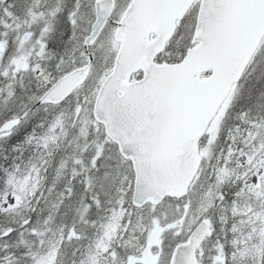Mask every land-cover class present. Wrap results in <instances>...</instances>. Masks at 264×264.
I'll return each mask as SVG.
<instances>
[{"label":"snow or ice","instance_id":"1","mask_svg":"<svg viewBox=\"0 0 264 264\" xmlns=\"http://www.w3.org/2000/svg\"><path fill=\"white\" fill-rule=\"evenodd\" d=\"M88 4L94 19L82 30V0L67 12L71 47L59 54L50 41L63 8L34 5L14 27L0 21V63L9 29L18 41L0 72V96L14 101L16 84H35L22 107L0 118V139L53 110L26 137L39 154L7 172L0 191V217L10 218L0 227V264H264V0ZM13 7L3 14L19 19ZM131 61L142 65L135 83L124 71ZM66 145L76 151L57 160ZM110 159L120 176L115 205L89 221L102 201L82 196L79 220L58 222L73 180L92 191ZM70 165L72 179L57 191ZM173 204L169 219L161 209ZM143 209L148 217L137 214Z\"/></svg>","mask_w":264,"mask_h":264},{"label":"rangeland","instance_id":"2","mask_svg":"<svg viewBox=\"0 0 264 264\" xmlns=\"http://www.w3.org/2000/svg\"><path fill=\"white\" fill-rule=\"evenodd\" d=\"M64 2L75 3V0H38V3H37V0H0V6L3 5V6L0 7V21H7V22L11 23L13 25V27H14L15 23H21L25 19V11L30 6H34L35 5V6H37L38 10L48 11L50 9H53V8L57 7V6L60 7ZM87 2H88V0H82V9L81 10H82V13L84 14V19L82 21L86 22V24L84 25V28L88 26L89 18L94 19V16L93 17H89V15H88L90 9L87 8V5H86ZM4 4H8V5H4ZM9 5H14V7L11 9V11L14 14L17 13L15 16L18 17L19 19L11 20L9 17H7V16H5L3 14V9L8 7ZM63 17H64V15H63V13H61L55 18L56 30H58L60 28V26L62 28L67 29V24H66V22H65ZM65 29L60 30L61 32L58 31V32L55 33V36H57L58 38H54L53 41L57 42V44H56L57 48L61 47V45L69 46V43H67V41L65 40V35H64V30ZM2 31H4V29H3L2 24H0V32H2ZM16 35H17V33L15 31H12L11 29H9V35L7 36L8 50H7V53L5 55L4 61L2 63H0V72H2L4 70V68L7 66V64L9 62V58L11 56L17 54L16 53V48H17L18 41L16 40ZM53 36H54V34H53ZM2 38H4V37H0V39H2ZM52 51H54V52H56L58 54L60 53L59 50H57L56 48H55V50L52 49ZM102 60H103V58H102ZM49 63L50 64H54V61H51ZM91 82H92L91 84L94 83V81H92V80H91ZM6 83H7V80H5L4 77L0 76V87H2ZM25 85H26V87L29 85V86H31V88L23 89L21 92H24V93L27 92L29 94L30 92H33L35 90V84L34 83L29 84L28 83V78L25 79ZM18 86H19L18 84L15 85L16 89H17ZM20 107H22V102H19L18 99L14 98V101H10V102L6 103L5 100H4V97L0 96V118L11 114V112L17 111ZM51 110L52 109H49L48 112H45L42 109L40 112H41V114H44L46 116H50V114L52 112ZM69 110H70L69 106L66 105L65 106V111L68 112ZM34 117H36V115ZM33 130H36L37 132L42 131V129L39 127V125H37L36 129L34 128ZM33 130L30 131V134L33 132ZM81 142H83V140H81ZM30 145L32 146V148H31L32 152L36 153L37 151H40L37 148V145L34 142L32 144H30ZM22 146H23L22 144L18 145V147H22ZM65 151H67L68 153H71L73 151H76V149H75V146H73V145L72 146H67L66 145V148L63 151V155L65 154ZM89 154L90 153H86L85 155L87 156ZM107 156H112L110 151L107 152ZM17 158H18L17 161L13 162V164L16 165V164L20 163L22 168L30 160V158L24 157L23 155H20ZM12 159H13L12 157H9V161L10 162L12 161ZM20 159H22V161L24 159H26V160L24 162H22ZM112 161H114L116 163L115 160H111V159L108 160L107 163L111 164ZM13 170H14V166H13V169L11 171H13ZM7 172H10V170L8 168L3 169L2 175H1V177H2L1 179H2V182H3L4 185H5V181L7 179ZM53 172L55 174V171H53ZM64 178H65V182L67 180H69V179H72V176H71V165L69 166L68 169H66V176ZM76 180H77L78 184H82L80 182L81 178L78 177ZM51 182L52 181L49 180L48 184H50ZM73 185H74L75 195L73 196V199H72L71 202H66L65 210L68 211V213H69V209L71 208V210H73L72 207H75L76 205H78V202L81 200V196H79V194L76 193L77 192V183L73 181ZM104 186H105V184H104ZM118 186H119V184L117 185V187ZM118 198H119V193L117 192V189H116L114 200H112L110 202L111 206L109 208L102 209V211L99 210V219H97L98 223H99L100 219L107 214L106 211L108 209L112 208L115 205V201ZM110 203L108 205H110ZM161 211L166 213L169 216V219H171L173 213L175 212V204H173L171 208H168L167 206H165L163 209H161ZM137 214L141 215V216H144V217H148L147 209L137 210ZM67 218H68V215L63 216V217H58V222H61V220H63L65 222ZM136 220H137V216L134 215L133 216V223L134 224L136 223ZM9 222H10V218L0 217V227L7 226V224ZM145 222H147V221H145ZM85 228H89V227L86 226ZM94 231H95V229L93 228V232ZM139 234H140L139 231H137L136 235H139ZM173 242L174 241H173L172 235L170 233L167 234L166 243H173ZM206 248H207L206 255H211L210 251L208 250L209 248L207 246H206Z\"/></svg>","mask_w":264,"mask_h":264},{"label":"trees","instance_id":"3","mask_svg":"<svg viewBox=\"0 0 264 264\" xmlns=\"http://www.w3.org/2000/svg\"><path fill=\"white\" fill-rule=\"evenodd\" d=\"M63 29H65V28H62L60 26L58 31L63 30ZM67 34H70L69 27H67V29L64 30V35H65L66 41H67ZM56 44H57V42L53 43L52 49L55 50V48H56L57 50H59L60 53H63L65 48L71 47V44H69V46L61 45V47L57 48ZM65 58H67V56ZM101 62H103L102 58H101ZM91 83L92 82L90 80L89 84H91ZM85 91H87V89H85ZM31 93L32 92H30L28 95H31ZM28 95H26L24 92L19 91V94H18L19 102H27ZM32 107H33V111L36 112L37 108L34 107V105ZM40 111L36 112V114H35L37 118L34 117L35 116L34 115L31 118V120L27 121L21 128H19L15 133H13V135L10 138L0 139V191H3L5 189V185L3 184L2 179H1L3 169L12 168L14 165L13 162L17 161V159H18L17 157L20 155H23L24 157H28V158H30V160H32L39 154V151H37L36 153L31 151L32 146L30 144L26 143V137L28 135H30L31 130H33L34 128L36 129L37 124L39 122H43L46 119L49 120V116L41 114ZM20 144H22L23 146L18 147V145H20ZM73 146H75V145H73ZM63 151H64V149H61V152H59L57 154V160H59L60 157L63 155ZM108 151H110L112 156L116 155L115 151L112 149L111 146H109ZM107 152H106V155H107ZM9 157L13 158L11 162L9 161ZM20 160L22 161V159H20ZM25 160L26 159H24L22 162H24ZM18 164H20V163H18ZM109 165H112V167L101 169V172L95 173V175L99 179L96 180L94 188L90 192H85L86 186L84 184H78L77 180H73L74 182L77 183V192L76 193L79 194V196H81V197L82 196L85 197V200H84L85 203H92L91 196L94 194H98L99 198L102 201V205L100 208H96L95 205H93L92 209L89 211V214L87 216V219L89 221L99 219V210L102 211V209H104L105 206H107L112 200H114L117 185L120 182V176L117 174V171H116V167H115L116 163L114 161H112V163ZM53 171H54V169H49V172H48L49 180L52 179ZM104 171H108V172L112 173L111 177L108 180L103 179V172ZM120 172L121 173L123 172V168L120 169ZM49 180H48V182H49ZM64 182H65V178H63L61 180V183L58 184L57 191H60L63 189ZM103 183L105 184V186ZM45 192H46V188H45ZM53 198H55V194L53 195ZM72 208H73V210H71V208L69 209V213L67 211L68 218L65 221L67 223H71L74 219L79 220V213L77 210L82 208L81 200L78 202V205H76L75 207H72ZM209 243L211 244V247H213V245L215 244V238H213L212 240H209Z\"/></svg>","mask_w":264,"mask_h":264},{"label":"water","instance_id":"4","mask_svg":"<svg viewBox=\"0 0 264 264\" xmlns=\"http://www.w3.org/2000/svg\"><path fill=\"white\" fill-rule=\"evenodd\" d=\"M139 70H142V65L139 64L138 62L136 61H131L129 62L125 68H124V71L125 73L128 75V76H132V74L136 71H139ZM142 79V78H141ZM140 80V79H139ZM139 80H135V81H132L133 83H135L136 81H139ZM39 105V103H37Z\"/></svg>","mask_w":264,"mask_h":264},{"label":"bare ground","instance_id":"5","mask_svg":"<svg viewBox=\"0 0 264 264\" xmlns=\"http://www.w3.org/2000/svg\"><path fill=\"white\" fill-rule=\"evenodd\" d=\"M63 18H64V17H63ZM25 94H26V95H28V93H27V92H25ZM60 183H61V182H60ZM60 183H59V184H60ZM103 184H104V183H103Z\"/></svg>","mask_w":264,"mask_h":264}]
</instances>
